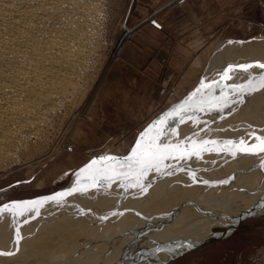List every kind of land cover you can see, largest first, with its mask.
I'll return each instance as SVG.
<instances>
[{
    "label": "rangeland",
    "instance_id": "rangeland-1",
    "mask_svg": "<svg viewBox=\"0 0 264 264\" xmlns=\"http://www.w3.org/2000/svg\"><path fill=\"white\" fill-rule=\"evenodd\" d=\"M99 2L102 13L98 21L100 28L97 50L93 52L96 55L91 54L92 58H89V62L92 61V65L88 62L87 70L84 71L87 79L83 72L77 92L74 91L68 102L73 107L68 104L69 107L59 108L61 110H56L54 115L52 113V119H49L45 126V133H47L45 136H47L33 143L35 145L28 152H21L18 161L11 163L5 169H0V202L10 200L35 202L58 193L66 195V190L73 188L82 189V191L67 195L59 204L36 203L34 212H28L24 206H19L14 209L15 216L11 213L0 215V239L8 231L15 230L16 224L23 225L29 218L42 217L39 219L42 221L46 217L43 224L50 223L49 215L52 214L50 212L56 209L57 211L66 210L68 207L79 209L81 205L77 203L86 196L89 197V200L85 202L89 205L88 207L112 209L120 207L121 211L123 205H129V202L123 203L126 201L125 197L126 199L130 197V194H127L130 191L129 187L125 180H122L124 176H121L119 181H106L108 183L103 186L105 180H101L98 185L95 180L87 183L78 182L75 175L77 170L84 168L92 159L99 156L124 157L129 154L138 133L149 123L159 118L162 113L184 104L185 100L199 87L201 80L206 83L213 80L219 81V74L229 65L235 67L247 64L252 67L238 72L232 80H226L220 84L219 88L208 92L204 97L205 101L211 103L218 100L221 88L226 95L228 91L226 85H248L243 91L250 94L264 84V69L258 67L264 64V0H99ZM153 21L160 27L154 26ZM208 50L209 56L203 57L202 66L197 69V72L194 69L195 71L190 73L193 63ZM222 52L226 55L229 53V58H226L215 70L206 71L207 64H214L216 58L222 57ZM238 55H240L239 58ZM253 80L254 82L249 84V81ZM252 96L245 95L243 98ZM234 98L238 99V102L241 100L235 97V94ZM233 102L231 99L228 100L231 106ZM238 106L235 104L234 110ZM193 107L196 105L193 104ZM226 109L228 108H224L223 111ZM197 113L198 111L189 110L185 114L183 130L186 135H189L190 128L187 125L189 126L192 122L190 120H198ZM202 118L204 121L211 120V118ZM177 119L169 120L167 126L170 127L173 120L175 124ZM247 123L248 121L244 125ZM205 124L203 122L202 125ZM257 124V121L252 120L247 127H257ZM195 126L197 127L196 123L193 127ZM258 126L260 127L256 130L264 132L262 128L264 121ZM180 129L179 125L177 130ZM241 129L243 127H239L235 134L224 132L215 137L211 134L208 138L202 139L220 141L221 145H224L223 141L229 139L238 141L241 137L249 142H258L252 141L247 135L255 128L247 129L244 135H242L243 131L237 134ZM149 138L154 139L151 133L145 137L146 140ZM183 138L185 137L182 136L181 140ZM168 140L171 142L177 140L179 144L181 141L179 137L175 138L174 134ZM185 143L188 147L196 142L193 144L189 142L190 145H187L186 141ZM220 144L211 147H217ZM178 152L186 153L181 147ZM260 154L264 155L259 152L253 155L247 153L251 157H248V161L256 163L252 156ZM183 155L187 156L188 152ZM195 157L192 156L183 162L186 163L188 160L186 165H189L202 161L199 160L201 156L196 158L197 160H194ZM262 160L264 162V156ZM263 162L256 167L264 170ZM227 165L229 164L224 167ZM106 167L110 169L112 165H106ZM174 167L177 166L172 168ZM263 170L260 172L264 174ZM148 174L146 175L147 181L149 180L147 184L165 183L168 180L166 175H163L164 179L157 181L154 176L156 173ZM84 177H90V170L81 172L79 180H83ZM149 177L155 178L150 181ZM108 184L109 186L115 184L117 187L107 188ZM154 184L150 186L153 187ZM261 185L259 193L260 191L263 193L257 194L260 195V198L257 196L258 204L253 200L248 201L249 206L233 213L235 216L229 223L203 224L201 226L203 228L197 229L191 235L185 234L183 239L167 247L159 246L157 243H145L144 249L135 251V254L132 252L133 255L138 252V258L131 254L125 257L124 251L114 259L108 260L101 257L100 261L91 264H264V183ZM123 191H126V194H124V201L120 204V196L117 195H121ZM101 196L110 200V204H114L110 207L109 201L102 203ZM118 203L119 206L115 207ZM75 204L77 205L74 207ZM219 212L220 210L217 211ZM129 213L130 210L129 212L127 210L121 214L127 215L131 223L136 224L141 221L140 217ZM227 215L230 214L220 218H225ZM119 218L121 219L120 215ZM109 219L110 217L104 222L101 220L99 222L104 224ZM119 221L117 219L115 222L113 220L107 222L103 230ZM66 225L63 224L62 227L67 228ZM87 225L86 223L85 227ZM96 227L90 230L92 236L102 231L101 226ZM75 229H72L70 234L75 232ZM155 230L152 229L148 233ZM75 236V239L81 240L79 234ZM109 236L112 239L111 234ZM50 238L54 241L57 236L51 235ZM125 242L122 243V248L128 245ZM47 243L48 241L45 244ZM83 251L85 253L83 256L75 257L79 264H83V261H91L98 256L96 252ZM17 256L22 255L14 257ZM23 258L27 259L26 256ZM40 260V258H33L23 264H35Z\"/></svg>",
    "mask_w": 264,
    "mask_h": 264
},
{
    "label": "bare ground",
    "instance_id": "bare-ground-1",
    "mask_svg": "<svg viewBox=\"0 0 264 264\" xmlns=\"http://www.w3.org/2000/svg\"><path fill=\"white\" fill-rule=\"evenodd\" d=\"M100 13L102 12L99 0H0V169H5L11 163L18 161L21 152H28L35 145L33 143L43 140L47 136H45L47 134L45 126L49 119H52L51 114L54 115L59 108L69 107L68 102L78 88L89 58H92L91 54H94L98 45ZM208 56L209 50L193 63L190 73L194 69L197 72L204 63L203 57L208 58ZM228 56L229 53L226 55L222 52V57L216 58L214 64H207L206 71L218 68V65L229 58ZM254 60L259 59L254 58ZM84 77L86 78V73ZM247 95L253 96L239 99V102L238 99H231V102L234 101L231 110L226 109L219 114L214 111L203 113L198 111L196 117L198 120H190L192 122L187 125L190 128L189 135L183 130V122L177 119L174 124L173 120L168 128L173 131L175 138L179 137L180 140L182 136L185 138L180 144L177 140L172 143L192 151L203 147L202 144L195 143L203 141L202 138H208L211 134L215 137L224 132L231 134L239 127L243 129L237 134L243 131L242 135H244L247 129L255 128L253 132L264 137L263 131L256 130L264 121V88L259 87ZM235 104L239 106L234 110ZM202 117L211 120L204 121ZM252 120L257 121V127H247ZM247 121L248 123L244 125ZM203 122L206 124L202 125ZM195 123L196 129L193 127ZM179 125L181 129L178 131ZM262 128L264 129V126ZM169 137L172 138L173 134ZM185 141L187 145H190L189 142L195 144L187 147ZM222 147L225 150L221 152ZM213 148L210 154L202 152L201 157H195L194 160L200 157L201 162L189 165H186L188 160L186 163L166 162L168 166L170 165L168 169L173 166L190 168H185L184 172L178 171L177 167L168 171L171 174L151 172L156 173L154 178L157 181L164 179L163 175H166L168 180L165 183L147 184L149 180L147 181L146 176L142 177L139 183L148 185L145 191H141L139 186L132 187L128 179L121 177L130 190L127 192L130 194L127 199L124 196L126 191L117 195L120 196V204L124 201V197L126 201L123 203L129 202V205L122 204L121 211L118 207L119 203L114 205L118 208L113 209L88 207L85 202L89 197L86 196L77 203L81 205L79 209L68 207L69 209L63 211L56 209L50 212L52 213L49 215L50 223L43 224L46 217L42 221L39 220L42 218L40 217L29 218L23 225L16 224L15 230L8 231L0 239V253H12L0 255V264H23L33 258L41 259L35 264L53 262V264H79L75 257L83 256L85 254L83 250L98 253V256L91 261H83V264H91L100 261L101 257L114 259L124 251V256L128 257L130 254L133 255L132 252H139L143 247L145 248V243L170 246L183 239L185 234L191 235L197 229L203 228L201 226L206 223H229L235 216L233 213L249 206L248 201L253 200L257 203V194L259 186L264 183V174L261 173L263 169L256 166L262 164L264 155L252 156L255 163L248 161L251 157L247 153L239 152L236 147H225L220 144ZM186 153L177 151L175 154ZM226 164L229 165L224 167ZM262 166L264 167V162ZM151 177H149L150 181L154 179ZM203 181L209 183L205 184ZM132 182L135 183V180ZM107 183L105 180L103 186ZM114 186L117 187L115 184L110 186L108 184L107 188ZM104 196L106 198L105 194ZM104 196H101L102 201H100L102 203L109 201L110 204V200H106ZM112 204L114 203H111L110 207ZM127 210L128 212L130 210L134 216L140 217L141 221L136 224L131 223L127 215L121 214ZM219 210L220 212L217 213ZM225 214L230 215L220 218ZM109 217L107 222L112 220L115 222L118 219L120 223H109L110 225L103 230L107 222L104 224L101 222ZM86 223L88 228L85 227ZM63 224H67V228H63ZM95 226H101L102 231L92 236L90 230ZM74 228L76 231L70 234ZM152 229L156 230L148 233ZM78 234L81 240L75 239V235ZM110 234L112 239L109 238ZM51 235L57 238L53 241ZM124 241L128 245L122 248ZM138 252L133 256L138 258ZM16 255L22 256L14 257Z\"/></svg>",
    "mask_w": 264,
    "mask_h": 264
},
{
    "label": "snow or ice",
    "instance_id": "snow-or-ice-1",
    "mask_svg": "<svg viewBox=\"0 0 264 264\" xmlns=\"http://www.w3.org/2000/svg\"><path fill=\"white\" fill-rule=\"evenodd\" d=\"M154 26L160 27V25H156L155 21H153ZM252 67V65H238L232 66L229 65L226 67L219 75L220 80L205 82L204 80L200 81L199 87L195 89V91L185 100L184 104L178 106V108H173L171 111L164 112L161 116L143 129L140 133H138L135 138V142L131 148L129 154L124 157L114 156V155H106L99 156L92 159L84 168L77 170L75 175L78 178V182L87 183L90 180H95L98 185L101 180H117L121 176H124L128 179V182L132 187L139 186L141 191H145L148 185L140 184L139 181L142 177L146 176L149 172H156L161 174H171L168 172V163L173 161H184L185 159H190L192 156H200L202 152H210L213 151L214 148L211 146L220 144V141L216 140H203L197 141V144H202L203 147L194 149L193 151H188L187 148L184 149L185 152H188V155H176L175 153L180 150V145L176 144L173 147V143L168 140V136L174 134L171 129L168 128V121L171 119L178 118L180 122H183L185 114L191 110L195 111H203V112H216L217 114L221 113L224 108H228L230 110L231 105L228 103L229 99L235 97H239L243 99L245 95L248 93L243 91L248 85L244 84H231L226 85L228 91L225 95L224 89H220V97L218 100H214L209 103L205 101L204 97L207 96V93L212 91L213 89L219 88L220 84L226 80H232L236 74L240 71H246L248 68ZM259 68L264 69V64L258 65ZM253 81H249V84L253 83ZM261 87L264 88V84H261ZM193 104L196 107H193ZM207 104V106H205ZM187 105V107H185ZM151 133L154 139H145ZM251 140L258 141L259 143H252L245 140L241 137L238 141H233L231 139L223 141L225 147H236L237 150L241 153L248 154H257L264 153V137L256 135L254 132H249L247 134ZM225 148L222 147L220 151H224ZM98 165V167H97ZM106 165H112L109 169ZM85 170H90V177H84L83 180H79L80 173ZM178 171H183L184 169L179 168L177 166ZM135 180V183L132 181ZM223 183V181H221ZM19 183V182H17ZM203 183L207 184L208 181H203ZM86 190V189H83ZM82 189L73 188L70 190H66L67 195H73L76 192H80ZM57 196L60 199H57ZM65 193L54 194L45 200H39L35 202H24V201H13L10 200L8 202H0V215L11 213L13 216L16 215L14 209L19 206H24L26 211L34 212L36 203H48L55 202L57 204L61 203L64 200ZM31 205V206H30ZM23 215V213H21ZM27 222V221H25ZM190 246V245H189ZM12 253H0V255H11Z\"/></svg>",
    "mask_w": 264,
    "mask_h": 264
},
{
    "label": "crops",
    "instance_id": "crops-1",
    "mask_svg": "<svg viewBox=\"0 0 264 264\" xmlns=\"http://www.w3.org/2000/svg\"><path fill=\"white\" fill-rule=\"evenodd\" d=\"M263 251H264V249H263Z\"/></svg>",
    "mask_w": 264,
    "mask_h": 264
}]
</instances>
